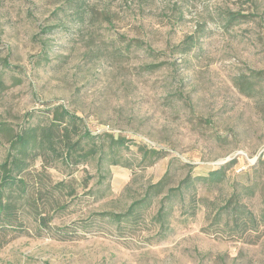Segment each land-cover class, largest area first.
I'll return each instance as SVG.
<instances>
[{"label": "rangeland", "instance_id": "rangeland-1", "mask_svg": "<svg viewBox=\"0 0 264 264\" xmlns=\"http://www.w3.org/2000/svg\"><path fill=\"white\" fill-rule=\"evenodd\" d=\"M231 12L250 16L231 22ZM191 34L201 44L188 55L174 52ZM126 38L164 55L159 60L136 48L122 55ZM164 59L161 68L145 67ZM251 70H264V0H0V122L17 130L28 112L63 104L94 132L166 152L150 166H111L105 196L90 191L98 175L80 185L53 222L71 226V238L30 227L31 234L0 249V264H264V235L247 243L210 232L205 208L189 219L176 211L165 236L150 218L131 230L96 216L125 211L173 159L196 173L236 160L229 180L245 182L254 159L264 158V115L257 108L264 91L248 97L235 85ZM136 150L132 145L127 157L139 159ZM89 170L74 174L82 180L95 174ZM187 170L180 166L177 179ZM230 191L226 183L217 200ZM248 203L257 210L264 195Z\"/></svg>", "mask_w": 264, "mask_h": 264}, {"label": "trees", "instance_id": "trees-1", "mask_svg": "<svg viewBox=\"0 0 264 264\" xmlns=\"http://www.w3.org/2000/svg\"><path fill=\"white\" fill-rule=\"evenodd\" d=\"M250 15L229 13L233 22ZM201 44L200 36L187 35L174 52L188 55ZM138 38L124 39L122 55H128L133 48L142 49L150 57L159 60L164 53L145 46ZM165 59L146 65L158 69ZM239 91L248 97H255L264 91V70L243 72L235 79ZM264 115V97L257 103ZM137 146L139 159L127 157L132 145ZM0 249L14 239L31 234L29 228L42 235L52 234L60 240L71 238L69 227L53 224L56 215L67 210L78 195V189L88 187L94 176L99 179L90 191L105 196L109 186L104 184L110 175L111 166L140 167L155 164L166 155L164 149L138 144L132 138L113 132L92 131L85 119L69 110L63 104L49 105L40 112L26 114L23 123L14 129L10 123L0 122ZM173 159L163 176L149 184L142 196L134 199L122 212L103 211L96 213L100 221L108 220L118 229L134 230L150 222L159 227L157 234L165 236L170 230L176 211L186 219L195 217L201 208L207 211V230L229 238L236 237L247 243H255L264 235V205L253 209L248 200L260 193L264 195V158L259 156L255 164L246 170L245 182L229 180L228 171L236 160L212 168L207 172H195L190 164H180ZM176 163V164H175ZM83 169L91 173L78 180L75 172ZM180 166L189 170L177 179ZM61 169L64 177L55 179L52 169ZM252 172V173H251ZM226 183L231 191L217 200L218 193ZM97 191H96V190ZM157 209L152 214L151 209ZM212 206V207H211ZM210 207L212 209H210ZM53 224V225H52Z\"/></svg>", "mask_w": 264, "mask_h": 264}, {"label": "water", "instance_id": "water-1", "mask_svg": "<svg viewBox=\"0 0 264 264\" xmlns=\"http://www.w3.org/2000/svg\"><path fill=\"white\" fill-rule=\"evenodd\" d=\"M257 158H258V157H256V158L254 159V161H256V160H257Z\"/></svg>", "mask_w": 264, "mask_h": 264}]
</instances>
